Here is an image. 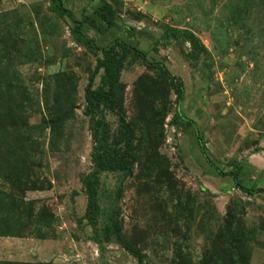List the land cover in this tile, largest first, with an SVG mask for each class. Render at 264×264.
I'll return each instance as SVG.
<instances>
[{
  "label": "rangeland",
  "instance_id": "374dc122",
  "mask_svg": "<svg viewBox=\"0 0 264 264\" xmlns=\"http://www.w3.org/2000/svg\"><path fill=\"white\" fill-rule=\"evenodd\" d=\"M63 1L73 18L0 0V264H264V193L199 146L264 187V0ZM117 41L119 106L95 119L124 154L123 116L133 142L104 170L86 87Z\"/></svg>",
  "mask_w": 264,
  "mask_h": 264
},
{
  "label": "trees",
  "instance_id": "16d2710c",
  "mask_svg": "<svg viewBox=\"0 0 264 264\" xmlns=\"http://www.w3.org/2000/svg\"><path fill=\"white\" fill-rule=\"evenodd\" d=\"M53 9L55 12H57L59 15H66L68 17L73 18L74 13L66 8L64 5L63 0H51ZM109 7V11L107 12L106 8ZM98 14H100L109 25L115 24V19L110 13V5L106 4L105 7L100 8L97 11ZM77 27H75L73 30L76 33L77 37L82 41L83 43H86L90 47H94V43L87 39L86 37L82 36L81 30L79 28V22L76 21ZM176 33H182L179 32V30H175ZM182 35L186 36L188 40L194 44V47H197L198 45V38L190 32H183ZM120 46L124 51L132 50V48L124 41H117L112 47L108 48L106 55L103 60L100 62V67L104 69V72L101 76V85H99L96 88H92L93 78L95 76H92V79L90 80L89 84L86 87V100H87V113H89L91 116L94 117V124L97 128L96 132L93 134L94 138L97 142V145L95 147L96 152L100 156V160H96L98 163V166L104 170H116V169H124L126 159L129 156L130 149L133 142V132L130 125L127 123L125 118L121 116V133L122 137L125 141L128 142V150L125 151L124 154H121L119 150H116L113 146L109 145V130L108 125L104 122L103 119L100 117L95 119L96 115L100 114V116H103V110L108 111H115L120 102V90H121V82H120V74L121 70L123 68V61L122 59L115 53V49ZM204 49V48H203ZM135 54L144 55V51L139 50L138 48L133 49ZM165 69V68H164ZM168 73V70H164ZM184 97V87L181 86L178 91V99L181 101ZM189 125H193L194 122L189 121ZM116 145V144H115ZM199 146L201 149L202 154L205 156V158L208 160V162L221 174L222 176H231L234 179V182L236 183L237 187L240 188L242 191L249 195H255L258 193H264V187L259 185H253L252 187H246L244 186L239 178V174L234 171L230 172H223L221 168L215 166L211 163L207 156L206 151V144L204 143L203 139H199ZM116 147V146H115ZM104 151V154L101 153ZM97 159V158H96ZM97 182L93 178H87L86 179V186L88 188V198H89V205H88V212H87V218L90 221V223H94V217L92 216L91 211L95 206L97 205V188H96ZM94 211V210H93ZM128 250L131 252V254L138 259V264H146L145 263V255L142 254L140 251H137L132 248H128Z\"/></svg>",
  "mask_w": 264,
  "mask_h": 264
}]
</instances>
